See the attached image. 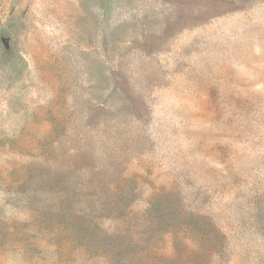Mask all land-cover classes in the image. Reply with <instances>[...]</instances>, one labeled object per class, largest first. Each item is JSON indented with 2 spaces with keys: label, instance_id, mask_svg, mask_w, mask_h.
I'll list each match as a JSON object with an SVG mask.
<instances>
[{
  "label": "rangeland",
  "instance_id": "rangeland-1",
  "mask_svg": "<svg viewBox=\"0 0 264 264\" xmlns=\"http://www.w3.org/2000/svg\"><path fill=\"white\" fill-rule=\"evenodd\" d=\"M0 264H264V0H0Z\"/></svg>",
  "mask_w": 264,
  "mask_h": 264
},
{
  "label": "water",
  "instance_id": "water-1",
  "mask_svg": "<svg viewBox=\"0 0 264 264\" xmlns=\"http://www.w3.org/2000/svg\"><path fill=\"white\" fill-rule=\"evenodd\" d=\"M6 40H9L8 38H2V41L6 43V49H9V44L6 42Z\"/></svg>",
  "mask_w": 264,
  "mask_h": 264
}]
</instances>
